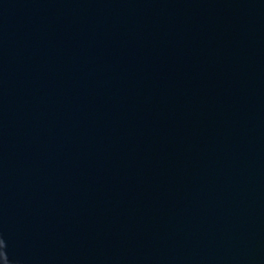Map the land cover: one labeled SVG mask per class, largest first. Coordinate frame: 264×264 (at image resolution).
I'll return each instance as SVG.
<instances>
[{
  "label": "water",
  "instance_id": "water-1",
  "mask_svg": "<svg viewBox=\"0 0 264 264\" xmlns=\"http://www.w3.org/2000/svg\"><path fill=\"white\" fill-rule=\"evenodd\" d=\"M0 264H264V0H0Z\"/></svg>",
  "mask_w": 264,
  "mask_h": 264
}]
</instances>
